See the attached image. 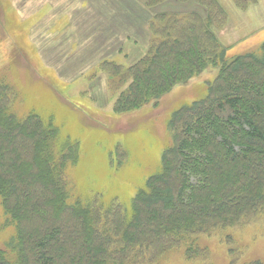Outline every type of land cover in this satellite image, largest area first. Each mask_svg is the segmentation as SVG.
Returning <instances> with one entry per match:
<instances>
[{
  "label": "trees",
  "instance_id": "16d2710c",
  "mask_svg": "<svg viewBox=\"0 0 264 264\" xmlns=\"http://www.w3.org/2000/svg\"><path fill=\"white\" fill-rule=\"evenodd\" d=\"M143 8L151 17L142 57L131 66L104 58L90 70L118 94L115 116L157 106L209 68L216 78L204 97L171 111L159 168L129 200L71 187L80 141L36 107L15 112L18 91L0 80V207L2 230H13L0 264H157L173 250L203 262L201 238L224 231L236 264L235 230L264 220V42L229 58L216 34L227 19L219 0H144ZM28 56L11 50L13 64ZM38 60L30 65L46 70ZM108 156L115 169L130 162L121 144Z\"/></svg>",
  "mask_w": 264,
  "mask_h": 264
},
{
  "label": "rangeland",
  "instance_id": "374dc122",
  "mask_svg": "<svg viewBox=\"0 0 264 264\" xmlns=\"http://www.w3.org/2000/svg\"><path fill=\"white\" fill-rule=\"evenodd\" d=\"M143 2L0 0V80L18 91L15 112L26 114L27 108L36 107L53 115L66 134L80 141L82 162L68 171L71 187L82 185L123 200H129L144 179L158 170L171 111L204 97L206 84L218 74L209 68L187 86L177 87L163 97L157 106L152 104L138 112L115 116L113 107L118 94L109 89L107 75L99 73L91 79L95 72L90 70L104 58L131 66L142 57L150 40L151 17ZM219 3L227 19L216 34L227 56L257 50L264 42V0L244 7L237 6L234 0ZM15 48H23L30 63L22 57L13 64L11 50ZM120 50L122 54L118 55ZM37 58L46 70H35L40 63ZM95 113L99 119L91 116ZM119 144L128 149L130 162L115 169L108 154ZM5 221L0 207L1 245L13 232L10 228L2 230ZM227 232L230 233L201 238V246L208 250L203 262L188 261L182 251L173 250L157 264H231L233 257L225 244ZM233 237L236 257L240 255L236 264H264V220L257 219L236 229Z\"/></svg>",
  "mask_w": 264,
  "mask_h": 264
}]
</instances>
